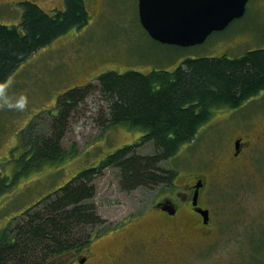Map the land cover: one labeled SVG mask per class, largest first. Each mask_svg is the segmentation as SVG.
Returning a JSON list of instances; mask_svg holds the SVG:
<instances>
[{"label": "rangeland", "instance_id": "rangeland-1", "mask_svg": "<svg viewBox=\"0 0 264 264\" xmlns=\"http://www.w3.org/2000/svg\"><path fill=\"white\" fill-rule=\"evenodd\" d=\"M23 1L36 3L48 13L64 9V0H0V24L20 26ZM85 2L89 13L86 24L39 48L0 85L12 100L26 98L23 109L9 108L0 98V230L10 221L11 225L20 222L27 209L43 206L45 200L39 203L43 197L52 198L80 170L146 133L143 128L110 124L108 102L97 79L101 73L173 70L187 58L238 57L264 48V0H249L244 17L233 20L223 30L213 31L205 41L188 46L153 39L140 23L138 0ZM87 82L93 86L65 119L67 130L60 141V152L65 155L47 161L39 169L23 172L20 166L32 168L30 160L23 156L28 146L23 137L30 124L34 123V134L48 135L52 115L58 113L59 98L68 89ZM225 109L215 110L199 139L183 145L177 154L161 163L177 170L178 185L186 184L191 172L204 173L209 180L204 201L217 219L215 235L201 241L202 248L194 251L186 264H264V139L228 171L226 154L234 132L225 125H230V120H216L218 110ZM243 113L241 108L235 110L231 118L236 120ZM253 116L257 126L264 125V110ZM253 127L256 126L247 125L249 131ZM155 150L153 141L135 147L142 154ZM119 171L109 166L94 177L95 193L84 202L95 206L104 223L94 226L97 233L86 248L78 254L63 255L66 264H82L83 257V264H106L105 249L116 247L117 227L130 215L149 207L162 190L172 187L159 183L123 189ZM118 251L130 254L124 248ZM130 261L135 264L133 259Z\"/></svg>", "mask_w": 264, "mask_h": 264}, {"label": "trees", "instance_id": "trees-1", "mask_svg": "<svg viewBox=\"0 0 264 264\" xmlns=\"http://www.w3.org/2000/svg\"><path fill=\"white\" fill-rule=\"evenodd\" d=\"M22 5L20 26L0 24V85L39 48L89 20L85 0H64V9L52 13L31 1ZM97 79L108 102L110 124L139 127L146 133L80 170L52 198L43 197L39 201L45 200L43 206L27 209L20 222L11 225L10 221L2 228L0 264H66L63 255L86 248L97 233L94 226L104 222L95 206L84 201L95 193L94 177L109 166L119 168L123 189L172 185L177 170L165 168L162 161L190 142L216 109L239 107L264 90V48L238 57L187 58L173 70H109ZM92 86L88 82L65 91L57 102L58 113L52 115L48 135L34 134V123L30 124L23 137L28 143L23 156L32 168L20 166L23 172L65 155L60 152L67 130L65 119ZM146 141L154 142L155 152L135 151Z\"/></svg>", "mask_w": 264, "mask_h": 264}, {"label": "flooded vegetation", "instance_id": "flooded-vegetation-1", "mask_svg": "<svg viewBox=\"0 0 264 264\" xmlns=\"http://www.w3.org/2000/svg\"><path fill=\"white\" fill-rule=\"evenodd\" d=\"M240 108L245 113L236 120L231 118L233 111ZM262 110L264 90L239 107L218 110L216 120H230L231 124L225 125L234 132L230 135L229 153L226 154L228 171L239 164L252 146L264 139V125L257 126V120H252L253 115ZM210 122L201 125L195 137L184 145H191L199 139ZM247 125L256 127L249 131ZM177 176L178 174L172 185H166L172 187L162 190L149 207L130 215L129 219L117 227L119 238L116 247L105 249L106 264L112 262L133 264L131 259L135 264H186L192 258L193 252L202 248L201 241L214 238L217 219L214 210L204 201L209 180L204 173L191 172L190 180L186 184L178 185ZM202 210H208L206 216ZM146 238L149 242H145ZM120 248H124L130 254H121L118 251Z\"/></svg>", "mask_w": 264, "mask_h": 264}, {"label": "water", "instance_id": "water-1", "mask_svg": "<svg viewBox=\"0 0 264 264\" xmlns=\"http://www.w3.org/2000/svg\"><path fill=\"white\" fill-rule=\"evenodd\" d=\"M249 0H138L139 19L155 40L181 46L201 43L242 17ZM1 134V133H0ZM206 216L208 210H202ZM86 257L81 258V263Z\"/></svg>", "mask_w": 264, "mask_h": 264}, {"label": "clouds", "instance_id": "clouds-1", "mask_svg": "<svg viewBox=\"0 0 264 264\" xmlns=\"http://www.w3.org/2000/svg\"><path fill=\"white\" fill-rule=\"evenodd\" d=\"M0 98H2L3 103L9 108L23 109L25 107L26 98L23 96L12 100L10 97L4 95L3 90L0 89Z\"/></svg>", "mask_w": 264, "mask_h": 264}]
</instances>
